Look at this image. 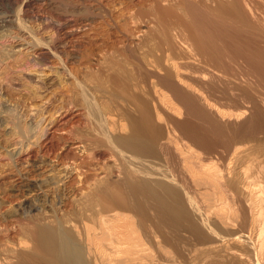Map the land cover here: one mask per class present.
<instances>
[{"label": "rangeland", "instance_id": "1", "mask_svg": "<svg viewBox=\"0 0 264 264\" xmlns=\"http://www.w3.org/2000/svg\"><path fill=\"white\" fill-rule=\"evenodd\" d=\"M23 2H24V0H22V1L18 0L17 2H14V3L12 1L8 2L7 0H0V54L1 53H4V54L8 53L7 55H9V54L11 55V59L8 58V59L2 60V58H0V123H1L0 124V264H67L66 259L70 258L69 252H68V256L67 255L64 256V253H63V251L60 250V247H57L58 249H55L54 251L46 252L39 246V243H38L36 236H35V230L38 227H45V228L51 229L54 232H60L61 236H62L63 249L71 250V246H72L74 251H77L78 249L81 250L82 255L84 257L83 258L84 263H86V264H95L96 262H97V264H117V263L118 264H142V263L143 264H148V263L149 264H153V263L154 264H172V263L173 264H177V263L178 264H197V263L198 264H201V263L213 264L214 262H215L214 264H221V263L225 264L223 262V261H225V258L229 257L227 260L230 259V256L227 254L226 246L229 247L230 244L242 245L241 244L242 242H238L236 240H234V241L228 240L227 239L228 236H225L226 239H224V238H222L223 237L222 234L220 236L214 235L212 233V229L216 228L218 231H220L223 228L224 231L225 230L227 231L228 229H229V231H235L236 229H234V228H237L239 221H237V220L235 221V224H237V225L234 224L235 226L230 225V224L229 225L222 224L223 222H221V221H223V216H219L217 214L220 213V215H225L224 211L228 212V210H226V209L223 210V208H226L227 206L225 205V203H222L221 200H220L221 204L218 203V201H219V200H217L218 197L215 200L216 202L213 200L216 203V205L214 202L213 203L211 202L212 197L214 196L213 199H215L216 195L211 194V193H213V192H211L212 189H209L210 187H208V186H206V187L201 186L203 190L200 187L196 191H190L189 192L190 193L189 196H191L192 193L196 194V195L191 196L193 198V200L195 199V201H197L195 203H199V204H195V206L193 204H191L192 202L194 203L192 198H191V200H192L191 203L187 202L186 199H180V203L182 205H184V209L188 210V212H190V215H192V217L191 216L189 217V214L187 215L185 213H181L182 216L177 218V220H179L180 222L183 223L180 225L181 230H180V228L174 229V230L171 228H167L168 231H167V229L166 230L162 229V231H161V228H159L156 225V221H155V218H154V215L152 212H149L148 213L149 215H147L148 219H151L150 223H152V226L149 223V221H148V223H147V221L142 223L141 215H139L140 217H138L139 213L128 211V212L133 213V214L132 213L129 214L126 210H118V213H120V211H121L120 214H122L123 217L121 216L116 220L115 219L110 220L111 222L113 221L112 223L108 220L107 221L105 220L103 222L102 216L105 217V219H107L106 216H109V213L107 215L105 213L103 214L104 211H102V213H100L101 210H99V209H102V206L109 205V200L107 199V197L105 199L106 201L108 200L107 204L105 203V201L103 202V200H104L105 196H108L111 194H113V195L117 194V192H119L123 188V186H122L123 184L121 185L120 183L124 182L123 181L124 179L128 182V181L132 180L135 177V175H138L139 176L138 179H137L138 176H136L135 177L136 179H133L134 181L132 180L127 185L129 187H133L132 185L137 184L139 179H143V178L144 179L145 178L146 179H156L158 176H159L158 178H160V177L162 178L165 176L164 178H162V180L166 181L168 179L166 182L171 184V182L173 181V183H172L173 185L177 186L179 184L177 187H179V186L181 187L180 183L176 181L177 170H176V172L174 171L176 169V165L172 162L170 164V162L165 159L163 161V163L165 162L164 165L162 164L163 166L158 165V162L156 163L155 161L148 162V163L143 162L144 164H146V166H147V164H150V165H148L146 169H145V167L143 169H141L143 167V166H141V165H143V163H140L141 165H139L138 162H140V161L137 162L138 163L137 164L138 166H137L136 165L137 160L135 161V160L131 159V163L135 161L134 163H132L134 165L131 167L132 164L128 161L127 157H123L120 155H119L120 156L119 157L118 154H116L114 152L115 153L114 156L116 158L115 157L112 158L113 152L111 150L113 148L110 150V144H108L109 142L107 143V141H108L107 139L104 140L103 136H102L103 137V139H102V137L100 138V135H98V134L95 135V133H93L94 135L90 134V136H89L88 131H87L88 130V118H87V116H85V115H88V114H86L87 111L86 112L83 111V110H85V109H83L84 107H80V106H76V105L74 106V104L71 103L69 100V95H70L69 83L73 84L75 82L74 77H73L74 76L73 65L68 64L67 68L70 69V67H71V72L73 71L72 72L73 75L68 74V76H67V74L64 73L65 71L63 72L64 67L62 64H60L61 62L59 60L52 58L49 60L50 62H48V64H45L42 66H41V64L40 65L32 64V62H30V58L32 57V55H30V54H32V51L35 48L34 47V44H35L34 39H32L33 37H30L31 34H29V32L27 30H24L19 23L21 22L22 24H24L27 27L28 30L32 31L34 34V37L40 39L41 43L43 42L44 44H49V42L54 37V35H53L54 31L47 24L49 21L55 20L56 18L61 19L62 20L61 22L65 24V28L63 29L62 32L63 33L67 32L69 34L67 36V39H66L67 40V48L66 49L71 53H75L79 57V65L81 67L90 66V68L92 70H96L98 68V65H101V64L103 65V62L106 61L105 59L109 55L115 54L114 56H117V54H120V51L123 50L125 45H129L131 47H134L133 44H136L137 42H138L137 44H140L141 43L140 41H142V39H143V35L147 32H151V33L155 32L153 34L154 35L156 34L157 39L161 38V37L163 38L164 35L166 37L169 36V38H168L169 39V46L171 47V49H168V45L166 46V45L160 44V46H163V47H160L161 51L159 49L158 50L159 52H158L156 49H154V47H155L154 45H156V43H158V40H156V38L154 40H151L149 43L147 42L148 43V44L146 43L147 45L146 44L143 46L141 45L142 48L139 47V48H141V50L139 49L137 51V55L139 58H141L142 64H144L143 67L145 69L148 68L149 71L151 69L150 72L156 71L158 75L160 74V76L166 78L168 81L170 80L172 83H174V85L179 87L185 94H188L191 97H192V95H194V97H192V98H195L194 99L195 103L201 108L202 111L204 110L203 111L204 114H206L210 119H212V121L214 122L215 125H217L218 127L219 126L221 127V128L219 127V129L222 130V132L225 134V135L224 134L223 135L226 138V140L227 141L229 140L227 142L228 145L226 146L227 148L223 147V149H222V147L215 145L216 143H219L218 142L219 137H214L213 135H210V133L207 134L206 132H205L206 133V135H205L204 131L200 130V129L204 130L203 128L199 129L196 127L197 124H199L198 120H196L197 123L195 122V119L192 118V120H191V118L189 116H186V113H184L185 110H182V113L179 116V114H177L175 112V109H173L175 106L173 107L171 105V102L166 100L167 95L168 94L171 95V93L168 90H166V88L163 89L164 87H160V86L154 87L153 85H155L154 84L155 79H150L154 82L153 83L152 81H149V80H148L149 83L147 82L148 83L147 85H149V87H151L150 91H152V86H153L154 87L153 89H155V88L160 89L162 92H164V95H165V97L162 101L159 100V98H157L156 96H154L155 101H158L159 103H157L155 101L150 103V105L152 103L158 104V106H159L158 111L160 108L161 112L160 111L159 112H160V115L163 119H161V121H159V123H157V124L158 125L160 124L159 126H161V129L163 126V129H162L163 132H165L166 130L171 132V134H172V132L173 133L176 132V133H174V135H175V138H177V137L179 138V139L177 138L178 139L177 141H179L178 143H180L182 147L187 146V148L185 147L187 150L190 147L193 151H195L194 154L200 156V158L203 159L202 160L203 163L205 162L204 163L205 165H211V164H208V162L209 163H213L214 161L215 162L217 161L216 163L219 162V166L221 165L220 168H222L224 170V175H226L225 178L228 179V183L230 185V188L233 190L234 193L236 192V194H234L232 192V197L234 196L233 197L234 199H237V198L240 199V198H245L244 196H246L245 195L246 193L244 191H242L243 189H241L242 188L241 176L244 177V176L248 175L249 172L253 173L252 171L255 170L254 166H256L255 163L258 162V160L264 161V126H263L264 116H262V115H264L263 114L264 113V0H39V1L36 0L35 3L33 4V6H31V10H29L30 8L27 9L26 13L24 12L25 8L22 7ZM187 2L191 5H193L192 8L194 9V13H195V16H196L198 22H201L204 26L207 27L208 31H211L213 40L218 47L217 50L214 51L213 48H210L211 45L207 41H202V42L208 43L206 46L202 43L203 48L199 44L197 37L194 36L195 33H193V31H191L192 28L189 25L190 20H191L190 19L191 16H190V18H188V17L190 14L192 15V13L190 11H187L188 10V5L186 6ZM13 4H14V6H13ZM83 7L85 9L88 8V10H90L89 12L91 13V11H92L93 13L90 14L88 12L87 14H85L84 11H82L84 9ZM182 7H184L185 9ZM186 7H187V10H186ZM163 8H165V13L162 14L163 16L165 15L164 16L165 18H163L164 20L162 19V17L160 18L161 15H159L160 14L159 12H162ZM76 10H78V11H76ZM79 10H80V12H82L83 15L81 13H79ZM178 10L180 11V13ZM67 11L69 12V14ZM4 12H7V13L1 14ZM188 12H190V14ZM135 15H137V17ZM144 15L146 16V18ZM155 15H157V16H155ZM133 17H135V19ZM155 17H157V18H155ZM20 18H21V21H20ZM158 18H160V19H158ZM112 20H113V22H112ZM187 21H189V23H187V25H186ZM130 22H132V23H130ZM183 22H185V23H183ZM167 23H168V25H166ZM128 24L130 25V27ZM145 24H146V26H145ZM150 26H151V28H150ZM159 26H162L161 29ZM187 26H190V27L188 28ZM76 27L77 28L80 27V28L76 31L75 30ZM163 28L166 31H164ZM173 28H175V29H173ZM48 29H50V30H48ZM124 29H125V31H124ZM38 30H39V32H38ZM126 30H127V33H126ZM170 30H171V32H170ZM186 30H188L189 32ZM163 31L166 32V34H164ZM168 34H170V35H168ZM171 34H173V35H171ZM184 34L186 37L183 36ZM182 37H184L185 39ZM188 37H190V38L188 39ZM178 38H180L181 40ZM192 40L196 43H194V42L192 43ZM172 42H173V45H172ZM124 43H126V44H124ZM153 43H154V45H153ZM174 43H176V44H174ZM188 43L189 44L192 43V45L191 44L189 45ZM151 45H153V46H151ZM176 46H177V49L175 48ZM162 48H164V49H162ZM198 48L200 49V50H198L200 53L197 51ZM143 49H145V50H143ZM148 49H151V52L152 51L153 52L149 53L150 51ZM116 50H117V52H116ZM170 50H171V52H173V53H171V55L169 53ZM179 50H180V52H179ZM145 51L148 53V55L146 54ZM194 51H195V54H194ZM178 52L181 54H179ZM162 53L164 55H162ZM150 54L153 57H150L151 56ZM158 55L163 56V57L160 56V57H162V59H160V57H159V59H158V61L160 60L159 63L157 61ZM194 55H196V56H194ZM198 55H200V56H198ZM206 58H207V60H206ZM154 60L157 63L154 62ZM169 61L171 62V64H169L170 63ZM194 62L195 63L197 62V64H195ZM198 62L200 64H198ZM216 62H217V64H216ZM159 64H160V66H158ZM182 64H184V65H182ZM212 64L214 67V71L212 69L213 68ZM218 64H219V66L217 67ZM226 64H227V66H226ZM43 66H45V67H43ZM129 66H128V68H130ZM159 67H161V68H159ZM182 67H183V69H182ZM232 67L234 68V70ZM155 68H156V70H155ZM167 70H168V72H166ZM191 71L194 73H192ZM234 71H236V73ZM156 72H154V73H156ZM179 72L181 75L179 74ZM216 72L217 73L219 72L218 73L219 75ZM223 72H225V73H223ZM238 72H239V74H238ZM194 74H195V76H194ZM223 74H225V75L223 76ZM237 74H238V76H237ZM168 75H170L171 77ZM70 76L73 79H71ZM204 78H206V79H204ZM180 79H181V81H179ZM211 80H213V81H211ZM215 80H217V81H215ZM187 81H188V83H187ZM206 81H209V82H206ZM248 82H249V84H248ZM215 84H216V86H215ZM201 85H202V87H201ZM195 87H196V89H195ZM212 87H213V89H212ZM233 87H234V90H233ZM215 91L217 92L216 94H215ZM239 91H240V93H239ZM166 92H167V94H166ZM245 92L247 93V96H246ZM227 93H229V94H227ZM152 94H153V92H152ZM225 94H227V95H225ZM236 94H238V95L236 96ZM244 94L246 97L244 96ZM225 96H227V97H225ZM229 96H230V98H229ZM211 97L212 98L214 97V98L212 99ZM248 97H250V98H248ZM154 98L152 96L153 100H154ZM171 98L174 99L172 96H171ZM225 98L227 99L228 102L225 101L226 100ZM243 99L244 100L248 99V101H245L246 102L245 103ZM206 100H208V101H206ZM101 101H103V100H101ZM160 101L163 103H161ZM164 101H165V103H164ZM173 101L175 103L174 105H178V106L182 107V109H184L182 104H180L178 100L174 99V100H172V102ZM231 101H232V104H231ZM199 102L203 103V104H200ZM255 102H256V104H255ZM249 103H250V105H249ZM223 105H224V107H223ZM245 107L248 110H246ZM254 108H255V110H254ZM230 109H231L232 113H231ZM233 109H234V111H233ZM262 109H263V111H262ZM220 110L221 111L223 110V111L221 112ZM241 110H243V111H241ZM225 111H227V112H225ZM206 112H208V113H206ZM218 112H220L221 114ZM229 112H230V115H229ZM234 112H236L237 114L240 112H244V113L241 115V117H236L235 116L236 113L234 114ZM163 113L167 116H165ZM253 113H254V115H253ZM258 113H261V114H258ZM246 114L249 117H247ZM176 116L179 117L180 119L177 118ZM213 116H216V117H213ZM165 117H168L167 118L168 120ZM257 117H260V118H257ZM171 118H173L174 121ZM188 118H190V119H188ZM169 119H171L172 121ZM241 119L244 123L241 121ZM255 119H256V122H255ZM109 120L111 121V123H113L112 119H109ZM109 120H108V122L110 124ZM220 120H222V121H220ZM184 121L186 124L184 123ZM160 122H162V124ZM181 122H183V123H181ZM192 122H193V124H192ZM194 122L196 124H194ZM248 123H251V125ZM253 123H254V125H253ZM244 124H247V125H244ZM261 125H262V127H261ZM165 126H166V128H165ZM244 126H246L247 128ZM251 126H253V127H251ZM194 127L198 129L199 133H198L197 129H195ZM222 127H223V129H222ZM242 127H243V129H242ZM193 129H194V131H193ZM224 129H226V130H224ZM116 131L112 135L124 134V132L122 133V131H119V132H116ZM185 131H187V133ZM169 132H165L166 134L164 133V135H168L167 133H169ZM117 133H119V134H117ZM196 133H198V134H196ZM79 135H80V137H79ZM82 136L83 137L85 136L86 138L85 137L83 138ZM87 136H88V138H87ZM98 136L100 138L99 139L100 142L98 140H95V138H94V137H96V139H97ZM184 136L186 137L185 139H184ZM198 137H199V139H198ZM189 140H191V141H189ZM208 140H211V141H208ZM103 141H104V143L102 144ZM184 141H186V142H184ZM94 142H96L97 147H96ZM105 142L107 143L108 146H106ZM183 142H184V144H183ZM210 142L214 143L215 147L213 144L210 147V144H211ZM207 143H209V144H207ZM104 144L106 147L104 146ZM230 147H231V149H230ZM95 148H96V150H95ZM85 150H87V151H85ZM107 151H108V153H107ZM111 152H112V154H111ZM204 152L207 154H205ZM252 153H253V155H252ZM93 154H94V156H93ZM244 155L247 158H245ZM258 155H260V156H258ZM202 157H204V158H202ZM222 157H223V159H220ZM114 158L115 159L118 158L119 161L121 160L120 161L121 163L120 162L117 163ZM124 159L125 160L127 159L126 160L127 165L131 164V165L127 166L128 168L126 166H124V165H126V163H124V161H125ZM250 159L251 160L253 159V160L251 161ZM92 160H93V162H92ZM255 160H257V161H255ZM229 161H230V163H229ZM246 161H248V162L246 163ZM36 163L40 164V166L35 167ZM155 163L157 164L158 167L161 166V167H163V169L169 168V170L170 169H172V170H170V172H168L169 171L168 169H165L164 171L162 168L158 169ZM31 164H33L34 166H32ZM159 164H161V163H159ZM167 164H168V166H167ZM245 164L246 165L248 164L250 166H248V165L246 166ZM117 165L120 166V168L123 167L122 168L123 171H121V169H119V167ZM151 165H152V167H153V165H154V167L156 166V168H157V170H155L156 173L155 172H153V173H154V175L156 174L157 177L153 176V175L152 176L147 175L148 177H146V176H144L145 173L141 174V171L144 169L147 170L148 168H151V171L156 169L154 167L152 168ZM165 165H166V167H164ZM174 165H175V167H174ZM129 168H132V169L135 168V169L132 170ZM114 169H116V170H114ZM128 169H129V171H128ZM138 169H139V171H138ZM136 170H137V172H136ZM158 170H160L161 173L160 172L158 173L157 172ZM63 171L68 172L69 175L64 180V183H63L64 185L62 184L63 185L62 186L63 187L62 188V195L60 196V198H57L54 186L50 185V184H45V183H43L44 184V186H43L42 182L45 181L46 179H48L49 176H50V178H55V180H57V178L60 177V175H62L64 173ZM121 172H125V173L123 174ZM164 172L166 175L164 174ZM242 172L245 174L243 175ZM246 172H248V173H246ZM129 173H131V174L129 175ZM126 174H128L129 177L131 176L130 177L131 179L129 177H126V176H128ZM159 174H161V176ZM141 175L143 176V178L140 177ZM170 175H171V177H169ZM167 176L169 178H166ZM154 177H156V178H154ZM172 177H173V179H172ZM120 178L123 180L121 181ZM170 178L172 181L170 180ZM118 179L121 182L118 181ZM135 180H137V181H135ZM98 181H100V182H98ZM101 181L108 182V184L112 183V181H114V183L118 181L119 185H121V186H119L118 182H117V184L116 183L115 184L119 186V187H117V188H119V190L117 189L118 191L116 190V186L114 185L113 187H115L114 188L115 192L112 189H110V190L108 189L107 190L108 192L106 194L103 193L105 196H103V194L102 195L100 194V199L97 198V201L99 200L98 203L96 201L93 202L95 205L98 204V205H96L97 206L96 207L95 205H93L90 202V198H91L90 193H93L91 191H94L96 187H98L97 189L101 188V186L103 188V186H104L103 183H105V182L102 183ZM97 182L99 184L102 183L103 185L100 184V186H99L97 184ZM127 182H126V184H127ZM114 183H112L110 185V187H108V188H113L111 186ZM23 184H28L30 186L31 185H34V186L37 185L36 189H38V194L40 196L39 200L41 198L42 199L40 201H37L34 203V205L32 207L33 209H31L30 212H26V213H22V214L19 213L20 216L18 214L16 216H12V213H11L12 208L18 206L22 202V200L25 198L24 195L27 194L21 189V186ZM94 184H97V185H94ZM105 184L107 185V183H105ZM39 186H41V187H39ZM134 187H136V186L134 185ZM206 188H208L209 191L206 190ZM200 191L202 193L203 192L204 193L202 194ZM109 192H111V194ZM122 192H123V189H122ZM122 192H120V194L118 193L117 195L121 196ZM238 192H240L239 197L237 196ZM200 193L202 194L204 199H206V200L211 199V200L207 202L206 200H204L201 197ZM206 194H208V195H206ZM209 195L212 196L210 199H209V197H210ZM184 197H185V195H184ZM206 197H208V198H206ZM200 199H202V200H200ZM198 200H200V201H198ZM240 200L244 201L243 199H240ZM101 202L105 203V204H102V206H100L99 203H101ZM209 202H211V203L208 204ZM200 203H202V204H200ZM206 204H208L210 207ZM212 204H214V205H212ZM90 205L93 207L91 208ZM190 205H191V207H190ZM202 205H204V206H202ZM205 205L207 207H209L210 209L212 207L216 206L217 212H214L213 209H215V208H212L211 211H213V212L211 213L210 209L207 208ZM219 205H221L220 207H223V208L218 209ZM223 205L226 207H224ZM204 207H206L209 211L206 208H205L206 209L205 210ZM234 207H235L234 210L235 211L237 210L235 213H236V215H238L240 212V211L238 212L239 208L236 205H234ZM89 208L92 210H89ZM236 208H238V209H236ZM246 209H247V207H246ZM93 211L99 212L98 213L99 215H97V213L96 212L94 213ZM122 211H126V212L122 213ZM218 211H220V212L218 213ZM77 212H78V214H77ZM116 212H117V210H116ZM191 212H193V213H191ZM209 212L211 214H213L214 216H216V218L218 219V222L221 223L223 225V227L221 226V224L216 223L217 220H214L216 218H214L213 215H212V217H210L211 214H209ZM221 212H223L224 214H221ZM23 214H24V216H22ZM25 214L26 215L28 214V215L26 216ZM84 214H86V216ZM88 214H90V215H88ZM127 214H129V215H127ZM110 215H111V213H110ZM124 215H125V217H124ZM194 215H195V217H197V216L198 217L195 218ZM88 216L90 218H87ZM149 216H151V217H149ZM218 217H221V218H218ZM235 217H237V216H235ZM191 218H193V219H191ZM207 218L210 219V222H212V224L209 222V220ZM211 218H212V220H211ZM88 219H90V220H88ZM219 219H221V220H219ZM234 219H238V218H234ZM85 220L87 222H85ZM152 220H154V221H152ZM183 220H188L190 222V224L200 223L198 225L195 224V227L199 226L201 230L206 232V233L205 232L204 233L207 236L209 235L211 240H208L207 238H205L207 240L204 241V243H201V240L195 239L196 234L193 235V231H192V228L194 229L195 227H193V225H188L189 228L186 227L187 223L183 222ZM191 220H193L192 221L193 223H191ZM173 221H175L174 218H173ZM213 221L216 224L213 223ZM105 222L108 224H105ZM132 222H133V224H131ZM125 223H126V225H125ZM139 223H142V224L139 225ZM146 223L148 224L149 227L152 228V229L150 228L151 230L147 229L148 226L146 227V225H147ZM90 224L94 225V226H91ZM142 225H145V226H142ZM211 225H218L219 227L218 226L213 227ZM104 226H105V228H104ZM224 226H226V227H224ZM227 226L230 227L231 230H230V228H227ZM190 227H191V229H190ZM111 228L112 229L114 228L113 229L114 231ZM224 228H227V229H224ZM133 229L135 232L133 231ZM169 229H171V231H169ZM216 229H214V230L217 231ZM190 231H191V233H190ZM171 232L173 235H171ZM174 232H176V233H174ZM147 233H148V235H147ZM165 233L170 234V235L166 234L167 236L169 235V238L167 236L165 237V235H164ZM99 234H101V235H99ZM134 234H136V235H134ZM108 235L110 238L108 237ZM112 236L114 238H112ZM120 236H122V237H120ZM170 236H172V237H170ZM193 236H194L195 240L193 239ZM164 237L166 239H164ZM217 237H220L219 238L220 240ZM215 238L218 240H216ZM114 239H115V241H114ZM150 239H151V241H150ZM87 240H89V241H87ZM162 240H163V243H162ZM103 241H104V243H103ZM126 241H127V243H126ZM165 241L167 243H165ZM212 241H214V242H212ZM106 242H110V244H111V242H113V245L111 244V246H114V247H111L110 244L106 243ZM198 243H200V244H198ZM235 243H237V244H235ZM82 245H84L83 250H82ZM131 245L134 246L135 248L132 247ZM165 245H166V247H165ZM162 246H164V247L162 248ZM217 246H219V247H217ZM207 247H208V249H207ZM212 247H214V248L212 249ZM223 247L226 249V252H223V251H225V249ZM105 248H107V249H105ZM93 249H94V251H93ZM111 249H112V252H111ZM146 249H148V250H146ZM200 249L204 253H202ZM211 249H212V251H211ZM186 250H187V252H186ZM133 251H134V253H133ZM122 252L125 255H123ZM179 252H181V253H179ZM119 253L121 256L119 255ZM139 254H141V255H139ZM149 254H151V255H149ZM225 254L228 257H226ZM201 256H203V257H201ZM236 256L237 255H234L235 260L237 259ZM94 258H96V259H94ZM132 258H134V259H132ZM148 258H150V259H148ZM213 258H216V259H213ZM217 258H219L220 260L222 258L223 259V260H221L222 262L220 260L218 261ZM191 259H193V261ZM206 259H207V262H205ZM104 260H105V262H104ZM195 260H197V263ZM150 261H152L153 263ZM90 262H92V263H90ZM218 262H220V263H218Z\"/></svg>", "mask_w": 264, "mask_h": 264}, {"label": "bare ground", "instance_id": "2", "mask_svg": "<svg viewBox=\"0 0 264 264\" xmlns=\"http://www.w3.org/2000/svg\"><path fill=\"white\" fill-rule=\"evenodd\" d=\"M8 2L10 1H12L13 3L14 2H17L18 0H7ZM22 1V0H21ZM35 1L36 0H24V2H23V5H22V7H24L25 8V10H24V12L26 13L27 12V9H29V10H31V6H33V4L35 3ZM37 1H39V0H37ZM10 4V3H9ZM12 4V3H11ZM42 4V3H41ZM88 4V3H87ZM95 4V3H94ZM16 5V4H15ZM21 5V4H20ZM61 5V4H60ZM188 5V10H187V7H186V10L187 11H190L191 13H192V15L190 14V12H188L190 15H189V17L188 18H190V16H191V20H190V23H189V21H187L186 22V25H187V23H189V25L191 26V28H192V30L191 31H193V33H195V37H197V40H198V42H199V44L201 45V47L203 48V45H202V43L206 46L208 43H205V42H202V41H207V42H209V44L211 45L210 46V48H213V50L215 51V50H217L218 49V47H217V45L215 44V42H214V40H213V37H212V34H211V31H208V29H207V27L206 26H204L201 22H198V20H197V18H196V16H195V13H194V9L192 8V6L193 5H191V4H189L188 2L186 3V6ZM13 6H14V4H13ZM85 6V5H84ZM87 6V5H86ZM99 6V5H98ZM18 7V6H17ZM21 7V8H22ZM88 7V6H87ZM95 7V6H94ZM2 8V7H1ZM4 8V7H3ZM15 8V7H14ZM71 8V7H70ZM84 8V7H83ZM89 8V7H88ZM88 8H84L82 11H84V13L85 14H87L90 10H88ZM182 8H184V7H182ZM12 9V8H11ZM69 9V8H68ZM74 9V8H73ZM72 9V10H73ZM185 9V8H184ZM49 10V9H48ZM66 10V9H65ZM133 10V9H132ZM185 10V11H186ZM21 11V10H20ZM70 11V10H69ZM76 11H78V10H76ZM130 11V10H129ZM179 11V10H178ZM15 12V11H14ZM30 12V11H29ZM68 12V11H67ZM72 12V11H71ZM5 13H7V12H4V13H1V14H5ZM75 13V12H74ZM73 13V14H74ZM79 13H81L82 14V12H80V10H79ZM90 13V12H89ZM91 13H93L92 11H91ZM90 13V14H91ZM96 13V12H95ZM160 14L159 15H161L160 16V18L162 17V19L163 18H165L162 14H164L165 13V8H163V10H162V12H159ZM179 13H180V11H179ZM184 13V12H183ZM182 13V14H183ZM38 14V13H37ZM68 14H69V12H68ZM71 14V13H70ZM99 14V13H98ZM157 14V13H156ZM17 15V14H16ZM83 15V14H82ZM89 15V14H88ZM87 15V16H88ZM181 15V14H180ZM2 16V15H1ZM74 16V15H73ZM95 16V15H94ZM136 17H137V15H135ZM145 16V15H144ZM155 16H157V15H155ZM3 17V16H2ZM99 17V16H98ZM106 17V16H105ZM108 17V16H107ZM151 17V16H150ZM180 17V16H179ZM185 17V16H184ZM47 18V17H46ZM50 18V17H49ZM130 18V17H129ZM134 19H135V17H133ZM145 18H146V16H145ZM155 18H157V17H155ZM154 18V19H155ZM160 18H158V19H160ZM186 18V17H185ZM131 19V18H130ZM139 19V18H138ZM181 19V18H180ZM187 19V18H186ZM29 20V19H28ZM65 20V19H64ZM156 20V19H155ZM164 20V19H163ZM170 20V19H169ZM188 20V19H187ZM17 21V20H16ZM20 21H21V18H20ZM62 20L61 19H59V18H56L55 20H51V21H49L48 22V26H50L51 27V29L54 31L53 32V35H54V37H53V39L49 42V44H44L43 42L41 43L40 42V39H38V38H35L34 37V34H33V32L32 31H30V30H28L27 29V27L24 25V24H22L21 22L19 23L20 25H21V27L24 29V30H27L28 32H29V34H31V36L30 37H33L32 39H34V49H33V51H32V54H30V55H32V57L30 58V62H32V64H36V65H40L41 64V66L42 65H45V64H48V62H50L49 60L50 59H56V60H59L61 63L60 64H62L63 65V67H64V69H63V72L64 73H66L67 74V76H68V74L69 75H73V71H74V83L72 84V83H69V91H70V95H69V100H70V102L71 103H73L74 104V106L76 105V106H80V107H84L83 109H85V110H83V111H87V113L86 114H88V115H85V116H87V118H88V134H89V136H90V134H93V133H95V135H100V138L103 136L104 137V140H108L107 141V143L108 144H110V150L113 152V154H112V152H111V154L113 155L112 156V158L113 157H115L114 156V154L116 153V154H118V156L120 155V156H123V157H127V159H128V161L131 163V159H133V160H137L136 161V165L139 163V165H141L140 163H148V162H152V161H155L156 163L158 162V165H164V163H163V161L166 159V160H168L169 162H170V164H171V162L172 163H174L175 165H176V169L174 168L175 167V165H174V171L176 172V170H177V177H176V181L177 182H179L180 183V185H181V187L179 188V187H177L176 185H173L172 183H173V181L171 180V178H170V180L172 181L171 182V184L170 183H168V182H166V181H164V180H162V178H164V177H160V178H158L157 177V175L155 174L154 175V173L153 172H155V170H157V168L159 169H163V167H158L157 166V164H156V166H157V168H156V166L154 167V165H153V167L154 168H156V169H154L153 171H151V168H148L147 170H145L146 168H147V166L148 165H150V164H147V166H146V164H144L143 163V165H141V166H143L141 169H143L144 167H145V169L144 170H142L141 171V174H143V173H145L144 174V176H146V177H148V176H156V177H154V178H156V179H144L143 178V176L141 175L140 177H142L143 179H139V181H138V183L137 184H134L136 187H134V185H132L133 187H129V186H127L128 185V183L129 182H131L133 179H136L135 177L136 176H138V175H135V177L132 179V180H130V181H126L123 177V179H121L120 178V180L122 181H124V182H121L119 179H118V181H120L121 183V185L123 186V192H122V189L119 191V192H117V194L119 193L120 194V192H122V194H121V196L119 195H117V194H111V192H109L111 195H108V196H105L103 193H107L108 191V189L110 190V189H112V190H114V192H115V187H113L114 185L116 186V190L118 189L119 190V188H117V187H119V186H121V185H119V182H118V185H116L117 184V182H115L114 183V181H112V183H114L111 187H113V188H108V187H110V185L112 184V183H110V184H108V182H105V181H101L102 183L103 182H105V183H107V185L105 184V183H103L104 184V186H103V188H102V186H101V188H99V189H97L98 187H96L95 188V190L94 191H91V192H93V193H90V202L93 204V205H95L93 202L94 201H96L97 203H98V201H97V198H99L100 199V194L102 195L103 194V196H105V198H104V200H103V202L105 201V203L107 204V201L109 200V205H104V206H102V204H105V203H99V205L100 206H102V209H99V210H101V212L100 213H102V211H104L103 212V214L105 213L106 215L109 213V216H106V218L107 219H105V217H103L102 216V218H103V222L106 220H108V221H110V220H116V219H118L119 217H123V215L122 214H120L121 213V211H120V213H118V210H126L127 212L128 211H132V212H135V213H139L138 214V217H140L139 215H141V221H142V223H144L145 221H147V223H148V221H149V223H150V221H151V219H148V217H147V215H149L148 213L149 212H152L153 213V215H154V218H155V221H156V225L159 227V228H161V231H162V229L164 230H166L167 228H171V229H178V228H180L181 226V224H183L182 222H180L179 220H177V218H179L180 216H182V214L181 213H185V214H189V217L191 216L192 217V215H190V212H188V210H186V209H184V205H182L181 203H180V199H186L187 200V202H190L191 203V201L193 200V198L191 197L192 195H196V194H193L192 193V195L191 196H189L190 195V191H196V190H198L201 186L202 187H206V186H208V187H210L209 189H212L211 190V192H213V193H211V194H215L216 195V197H215V199H213V197L212 196H210L209 197V199L212 197V203L216 200V198H217V200H219L218 201V203H220V200L222 201V203H225V205L227 206H224V207H226V208H223V207H220L221 205H219L218 207V209H222L223 208V210L224 209H226V210H228V212L227 211H224L225 212V215H220V211H218V213L219 214H217V215H219V216H223V221H221V222H223L222 224H224V225H233V226H235V225H237V224H235V221L237 220V221H239V223H238V225H237V228H234V229H236L235 231H229V229L226 231H224L223 230V228H222V230H220V231H218L216 228H211L212 229V233L214 234V235H217V236H220L221 234H222V238H224V239H226L225 238V236H228V240H236V241H238V242H242L241 244L242 245H234V244H230V246L228 247V246H226V249H227V254L230 256V259L229 260H227L229 257L226 255V257H228V258H225V261H223L225 264H264V161H259L258 160V162H256L255 164H256V166H254L255 167V170L254 171H252L253 173H250L249 172V176L248 175H246V176H244V177H242L241 176V180H242V188L241 189H243L242 191H244L246 194V196H244L245 198H240V199H243L244 201H242V200H240L239 198H237V199H234L233 197H232V192H233V190L230 188V185H229V183H228V179H226L225 178V176L226 175H224V170L222 169V168H220V166H219V162L218 163H216L215 161L213 162V163H209L208 162V164H211V165H205L204 163H203V159H201L200 158V156H198V155H195L194 153H195V151H193L190 147L188 148V150L186 149L187 148V146H185V147H182L181 146V144L180 143H178L179 141H177L178 139L177 138H175V135H174V133H176V132H172V134H171V132H169V131H165V132H169V133H167L168 135H164V133L165 132H163L162 131V129H163V126H162V129H161V126H159L157 123H159V121H161V119H163L162 117H161V115H160V108H159V111H158V104H151L150 105V103L151 102H154L155 101V98H154V96H156L157 98H159V100H163L164 99V97H165V95H164V92H162L160 89H153L154 87H157V86H160V87H164L163 89H165L166 88V90H168L170 93H171V95L170 94H168L167 95V99L166 100H168V101H170L171 102V105L174 107H172L173 109H175V112L177 113V114H179V116L181 115V113H182V110H185V112L184 113H186V116H189L190 118H191V120H192V118L193 119H195V122H196V120H198V122H199V124H197V128H203L204 130H202V129H200L201 131H204V133L206 132L207 134L208 133H210V135H213L214 137H219V140H218V142L219 143H216L215 145H218V146H220V147H222V149H223V147H226L227 145H228V141L226 140V138L224 137V133L222 132V130H220L219 129V127L217 126V125H215L214 124V122L212 121V119H210L206 114H204V110L203 111H201L199 108H198V106L193 102V100H191V98H189V97H185V93H183V91H181V89L179 88V87H177L176 85H174V83H172L170 80L168 81L166 78H164V77H162V76H160V74L158 75L157 74V72L156 71H152V72H150L151 71V69H150V71H149V69L148 68H144L143 67V65L144 64H142V61H141V58H139L138 57V55H137V51L140 49L141 50V45L143 46V45H145L147 42L149 43L151 40H154L155 38H156V40H158V43H156V45H154V43H153V45L155 46L154 47V49H156L157 51L160 49V47H163V46H160V44H163V45H168V49H171V47L169 46V36H163L162 34V36H163V38L161 37V38H158L157 39V37H156V34L154 35L153 33H155V32H153V33H151V32H147V33H145L144 35H143V39H142V41H140L141 43L140 44H133L134 45V47H131V46H129V45H125L124 46V48H123V50L122 51H120V54H117V56H114L113 54H111V55H109L108 57H106V61L105 62H103V65L101 64V65H98V68L96 69V70H92L91 68H90V66H84V67H81L80 65H79V57L75 54V53H71V52H69L66 48H67V36L69 35L67 32H62L63 31V29L65 28V24L64 23H62L61 22ZM90 21V20H89ZM136 21V20H135ZM162 21V20H161ZM166 21V20H165ZM11 22V21H10ZM19 22V21H18ZM83 22V21H82ZM112 22H113V20H112ZM145 22V21H144ZM29 23V22H28ZM35 23V22H34ZM66 23V22H65ZM130 23H132V22H130ZM129 23V24H130ZM161 23V22H160ZM164 23V22H163ZM174 23V22H173ZM177 23V22H176ZM175 23V24H176ZM179 23V22H178ZM183 23H185V22H183ZM18 24V25H19ZM32 24V23H31ZM128 24V25H129ZM171 24V23H170ZM4 25V24H3ZM17 25V26H18ZM19 25V26H20ZM81 25V24H80ZM116 25V24H115ZM133 25V24H132ZM162 25V24H161ZM166 25H168V23L166 24ZM172 25V24H171ZM174 25V24H173ZM112 26V25H111ZM141 26V25H140ZM145 26H146V24H145ZM180 26V25H179ZM190 26H187L188 28L190 27ZM47 27V26H46ZM82 27V26H81ZM116 27V26H115ZM124 27V26H123ZM129 27H130V25H129ZM156 27V26H155ZM158 27V26H157ZM160 27V29H161V27L162 26H159ZM164 27V26H163ZM167 27V26H166ZM43 28V27H42ZM48 28V27H47ZM80 28V27H79ZM79 28H77L76 27V31L79 29ZM132 28V27H131ZM150 28H151V26H150ZM176 28V27H175ZM175 28H173V29H175ZM123 29V28H122ZM164 29V28H163ZM20 30V29H19ZM23 30V31H24ZM48 30H50V29H48ZM121 30V29H120ZM132 30V29H131ZM157 30V29H156ZM169 30V29H168ZM22 31V30H21ZM123 31V30H122ZM124 31H125V29H124ZM149 31V30H148ZM160 31V30H159ZM164 31H166L165 29H164ZM163 31V32H164ZM186 31H188V30H186ZM185 31V32H186ZM38 32H39V30H38ZM52 32V31H51ZM63 34H62V33ZM168 32V31H167ZM170 32H171V30H170ZM189 32V31H188ZM126 33H127V30H126ZM157 33V32H156ZM161 33V32H160ZM159 33V34H160ZM169 33V32H168ZM187 33V32H186ZM164 34H166V32H164ZM183 34V33H182ZM168 35H170V34H168ZM171 35H173V34H171ZM180 35V34H179ZM187 35V34H186ZM52 36V35H51ZM139 36V35H138ZM183 36H185V34L183 35ZM49 37V36H48ZM124 37V36H123ZM172 37V36H171ZM186 37V36H185ZM15 38V37H14ZM131 38V37H130ZM142 38V37H141ZM182 38H184V37H182ZM190 37H188V39H189ZM192 38V37H191ZM30 39V38H29ZM51 39V38H50ZM129 39V38H128ZM176 39V38H175ZM178 39H180V38H178ZM177 39V40H178ZM185 39V38H184ZM193 39V38H192ZM196 39V38H195ZM132 40V39H131ZM171 40V39H170ZM174 40V39H173ZM181 40V39H180ZM30 41V40H29ZM123 41V40H122ZM172 41V40H171ZM187 41V40H186ZM129 42V41H128ZM132 42V41H131ZM157 42V41H156ZM177 42V41H176ZM180 42V41H179ZM184 42V41H183ZM194 41L192 40V43H193ZM32 43V42H31ZM147 43V44H148ZM185 43V42H184ZM192 43H190L191 45H192ZM194 43H196V42H194ZM124 44H126V43H124ZM146 44V45H147ZM174 44H176V43H174ZM189 44V43H188ZM189 44V45H190ZM123 45V44H122ZM132 45V44H131ZM150 45V44H149ZM153 45H151V46H153ZM172 45H173V42H172ZM187 45V44H186ZM194 45V44H193ZM181 46V45H180ZM195 46V45H194ZM199 46V45H198ZM139 47H141V48H139ZM174 47V46H173ZM193 47V46H192ZM122 48V47H121ZM147 48V47H146ZM151 48V47H150ZM176 49H177V46L175 47ZM179 48V47H178ZM182 48V47H181ZM197 48V47H196ZM201 48V49H202ZM152 49V48H151ZM151 49H148L149 51V53H152L151 52ZM153 49V50H154ZM162 49H164V48H162ZM184 49V48H183ZM32 50V49H31ZM143 50H145V49H143ZM189 50V49H188ZM195 50V49H194ZM198 50H200L199 48L197 49V51ZM13 51V50H12ZM160 51H161V49H160ZM163 51V50H162ZM193 51V50H192ZM191 51V52H192ZM11 52V51H10ZM116 52H117V50H116ZM146 52V51H145ZM156 52V51H155ZM159 52V51H158ZM165 52V51H164ZM169 52V51H168ZM179 52H180V50H179ZM178 52V53H179ZM190 52V51H189ZM199 52V51H198ZM197 52V53H198ZM139 53V52H138ZM170 55H171V53H173V52H171V50H170ZM168 53V54H169ZM196 53V54H197ZM200 53V52H199ZM198 53V54H199ZM8 54V53H7ZM7 54H4V53H1L0 54V58H2V60L3 59H8V58H10L11 59V55L9 54V55H7ZM12 54V53H11ZM109 54V53H108ZM140 54V53H139ZM143 54V53H142ZM146 54L148 55V53L146 52ZM145 54V55H146ZM155 54V53H154ZM161 54V53H160ZM179 54H181V53H179ZM194 54H195V51H194ZM144 55V56H145ZM146 55V56H147ZM151 55V54H150ZM162 55H164L163 53H162ZM162 55H158L157 56V61H158V59H159V57L160 56H162ZM173 55V54H172ZM178 55V54H177ZM192 55V54H191ZM201 55V54H200ZM200 55H198V56H200ZM141 56V55H140ZM143 56V55H142ZM181 56V55H180ZM194 56H196V55H194ZM29 57V56H28ZM105 57V56H104ZM150 57H153L152 55L150 56ZM163 57V56H162ZM162 57H160V59H162ZM165 57V56H164ZM173 57V56H172ZM171 57V58H172ZM175 57V56H174ZM179 57V56H178ZM166 58V57H165ZM193 58V57H192ZM200 58V57H199ZM203 58V57H202ZM29 59V58H28ZM164 59V58H163ZM15 60V59H14ZM168 60V59H167ZM176 60V59H175ZM191 60V59H190ZM204 60V59H203ZM206 60H207V58H206ZM134 61V62H133ZM145 61V60H144ZM162 61V60H161ZM198 61V60H197ZM201 61V60H200ZM209 61V60H208ZM136 62V63H135ZM154 62H156L155 60H154ZM160 62V60L158 61V63ZM163 62V61H162ZM170 62V61H169ZM211 62V61H210ZM219 62V61H218ZM225 62V61H224ZM146 63V62H145ZM157 63V62H156ZM179 63V62H178ZM184 63V62H183ZM187 63V62H186ZM195 63V62H194ZM223 63V62H222ZM221 63V64H222ZM68 64H72L73 65V71L71 72V67H70V69H68L67 67H68ZM166 64V63H165ZM169 64H171V62L169 63ZM190 64V63H189ZM195 64H197V62L195 63ZM198 64H200L199 62H198ZM203 64V63H202ZM207 64V63H206ZM205 64V65H206ZM210 64V63H209ZM208 64V65H209ZM216 64H217V62H216ZM130 65V66H129ZM153 65V64H152ZM157 65V64H156ZM155 65V66H156ZM173 65V64H172ZM175 65V64H174ZM182 65H184V64H182ZM204 65V66H205ZM128 66L130 67V68H128ZM158 66H160V64L158 65ZM157 66V67H158ZM162 66V65H161ZM166 66V65H165ZM191 66V65H190ZM198 66V65H197ZM196 66V67H197ZM211 66V65H210ZM219 66V64L217 65V67ZM226 66H227V64H226ZM35 67V66H34ZM43 67H45V66H43ZM156 67V68H157ZM209 67V66H208ZM212 67H213V64H212ZM221 67V66H220ZM153 68V67H152ZM156 68H155V70H156ZM159 68H161V67H159ZM170 68V67H169ZM180 68V67H179ZM223 68V67H222ZM231 68V67H230ZM233 68V67H232ZM148 69V70H147ZM158 69V68H157ZM182 69H183V67H182ZM204 69V68H203ZM213 69V71H214V67L212 68ZM221 69V68H220ZM224 69V68H223ZM170 70V69H169ZM180 70V69H179ZM189 70V69H188ZM187 70V71H188ZM199 70V69H198ZM233 70H234V68H233ZM236 70V69H235ZM160 71V70H159ZM172 71V70H171ZM170 71V72H171ZM197 71V70H196ZM154 72H156V73H154ZM166 72H168V70L166 71ZM175 72V71H174ZM192 72V71H191ZM203 72V71H202ZM201 72V73H202ZM230 72V71H229ZM235 73H236V71H234ZM165 73V72H164ZM192 73H194V72H192ZM196 73V72H195ZM207 73V72H206ZM217 73V72H216ZM219 73V72H218ZM217 73V74H218ZM223 73H225V72H223ZM232 73V72H231ZM230 73V74H231ZM241 73V72H240ZM178 74V73H177ZM179 74H180V72H179ZM204 74V73H203ZM214 74V73H213ZM229 74V75H230ZM238 74H239V72H238ZM238 74H237V76H238ZM242 74V73H241ZM175 75V74H174ZM181 75V74H180ZM200 75V74H199ZM210 75V74H209ZM219 75V74H218ZM225 74H223V76H224ZM232 75V74H231ZM234 75V74H233ZM168 76H170V75H168ZM194 76H195V74H194ZM171 77V76H170ZM180 77V76H179ZM213 77V76H212ZM211 77V78H212ZM221 77V76H220ZM240 77V76H239ZM69 78V77H68ZM70 78H71V76H70ZM177 78V77H176ZM195 78V77H194ZM207 78V77H206ZM206 78H204V79H206ZM215 78V77H214ZM71 79H73V78H71ZM150 79H155V83L152 81V80H150ZM173 79V78H172ZM193 79V78H192ZM201 79V78H200ZM213 79V78H212ZM217 79V78H216ZM225 79V78H224ZM228 79V78H227ZM238 79V78H237ZM242 79V78H241ZM148 80L149 81H152L155 85H153L152 86V91H150V88L151 87H149V85H147L149 82H148ZM189 80V79H188ZM209 80V79H208ZM234 80V79H233ZM236 80V79H235ZM179 81H181V79L179 80ZM190 81V80H189ZM211 81H213V80H211ZM215 81H217V80H215ZM61 82V81H60ZM148 82V83H147ZM184 82V81H183ZM206 82H209V81H206ZM228 82V81H227ZM187 83H188V81H187ZM198 83V82H197ZM196 83V84H197ZM71 84V85H70ZM200 84V83H199ZM209 84V83H208ZM248 84H249V82H248ZM151 85V84H150ZM213 85V84H212ZM68 86V85H67ZM191 86V85H190ZM215 86H216V84H215ZM221 86V85H220ZM201 87H202V85H201ZM226 87V86H225ZM208 88V87H207ZM223 88V87H222ZM195 89H196V87H195ZM212 89H213V87H212ZM220 89V88H219ZM218 89V90H219ZM230 89V88H229ZM228 89V90H229ZM233 90H234V87H233ZM68 91V90H67ZM208 91V90H207ZM214 91V90H213ZM238 91V90H237ZM152 92H153V94H152ZM223 92V91H222ZM228 92V91H227ZM234 92V91H233ZM198 93V92H197ZM201 93V92H200ZM217 92L215 91V94H216ZM225 93V92H224ZM232 93V92H231ZM236 93V92H235ZM239 93H240V91H239ZM246 93V92H245ZM166 94H167V92H166ZM210 94V93H209ZM227 94H229V93H227ZM227 94H225V95H227ZM188 95V94H187ZM201 95V94H200ZM231 95V94H230ZM238 94H236V96H237ZM240 95V94H239ZM152 96H153V98H154V100L152 99ZM171 96L174 98V99H176V100H178L179 101V103L180 104H182V106H183V108L184 109H182V107H180V106H178V105H174L175 103H174V101L172 102V100H174V99H172L171 98ZM198 96V95H197ZM211 96V95H210ZM213 96V95H212ZM222 96V95H221ZM244 96H245V94H244ZM246 96H247V93H246ZM245 96V97H246ZM192 97H194V95H192ZM219 97V96H218ZM225 97H227V96H225ZM212 98V97H211ZM210 98V99H211ZM214 98V97H213ZM212 98V99H213ZM229 98H230V96H229ZM241 98V97H240ZM248 98H250V97H248ZM193 99H195V98H193ZM197 99V98H196ZM226 99V98H225ZM242 99V98H241ZM240 99V100H241ZM245 99V98H244ZM243 99V100H244ZM101 100H103V101H101ZM105 100V101H104ZM157 100V99H156ZM165 100V101H166ZM200 100V99H199ZM209 100V99H208ZM208 100H206V101H208ZM221 100V99H220ZM231 100V99H230ZM234 100V99H233ZM232 100V101H233ZM250 100V99H249ZM160 101V102H161ZM165 101H164V103H165ZM195 101V100H194ZM210 101V100H209ZM217 101V100H216ZM223 101V100H222ZM226 102H228L227 101V99L225 100ZM232 101H231V104H232ZM236 101V100H235ZM238 101V100H237ZM245 101H248V99H246V100H244V102ZM155 102H157V103H159L158 101H155ZM254 102V101H253ZM161 103H163V102H161ZM177 103V102H176ZM200 103V102H199ZM209 103V102H208ZM224 103V102H223ZM234 103V102H233ZM242 103V102H241ZM246 103V102H245ZM168 104V103H167ZM166 104V105H167ZM200 104H203V103H200ZM210 104V103H209ZM219 104V103H218ZM255 104H256V102H255ZM215 105V104H214ZM240 105V104H239ZM244 105V104H243ZM249 105H250V103H249ZM254 105V104H253ZM165 106V105H164ZM217 106V105H216ZM229 106V105H228ZM232 106V105H231ZM242 106V105H241ZM240 106V107H241ZM246 106V105H245ZM202 107V106H201ZM223 107H224V105H223ZM251 107V106H250ZM256 107V106H255ZM220 108V107H219ZM229 108V107H228ZM233 108V107H232ZM238 108V107H237ZM205 109V108H204ZM245 109H246V107H245ZM257 109V108H256ZM219 110V109H218ZM246 110H248V109H246ZM254 110H255V108H254ZM215 111V110H214ZM221 111V110H220ZM223 111V110H222ZM221 111V112H222ZM230 111H231V109H230ZM233 111H234V109H233ZM241 111H243V110H241ZM262 111H263V109H262ZM213 112V111H212ZM225 112H227V111H225ZM246 112V111H245ZM255 112V111H254ZM206 113H208V112H206ZM218 113H220V112H218ZM231 113H232V111H231ZM236 112H234V114H235ZM244 112H240V113H236V117H241V115L243 114ZM250 113V112H249ZM263 113V112H262ZM164 114V113H163ZM217 114V113H216ZM221 114V113H220ZM223 114V113H222ZM233 114V115H234ZM257 114V113H256ZM255 114V115H256ZM258 114H261V113H258ZM264 114V113H263ZM165 115V114H164ZM229 115H230V112H229ZM247 115V114H246ZM252 115V114H251ZM253 115H254V113H253ZM252 115V116H253ZM163 116V115H162ZM165 116H167V115H165ZM226 116V115H225ZM251 116V117H252ZM259 116V115H258ZM262 116H264V115H262ZM177 117V116H176ZM184 117V116H183ZM213 117H216V116H213ZM219 117V116H218ZM230 117V116H229ZM247 117H249L248 115H247ZM256 117V116H255ZM3 118V117H2ZM166 119L168 118V117H165ZM177 118H179V117H177ZM186 118V117H185ZM190 118H188V119H190ZM212 118V117H211ZM222 118V117H221ZM254 118V117H253ZM252 118V119H253ZM257 118H260V117H257ZM109 119H112L113 120V123H111V121L109 120ZM172 120H173V118H171ZM171 119H169V120H171ZM180 119V118H179ZM184 119V118H183ZM215 119V118H214ZM213 119V120H214ZM218 119V118H217ZM216 119V120H217ZM220 119V118H219ZM225 119V118H224ZM247 119V118H246ZM108 120L110 121V124H109V122H108ZM168 120V119H167ZM171 120V121H172ZM187 120V119H186ZM240 120V119H239ZM250 120V119H249ZM248 120V121H249ZM259 120V119H258ZM262 120V119H261ZM174 121V120H173ZM181 121V120H180ZM220 121H222V120H220ZM229 121V120H228ZM232 121V120H231ZM241 121H242V119H241ZM194 122V124H196ZM217 122V121H216ZM236 122V121H235ZM243 122V121H242ZM254 122V121H253ZM255 122H256V119H255ZM161 124H162V122H160ZM169 123V122H168ZM172 123V122H171ZM180 123V122H179ZM181 123H183V122H181ZM184 123H185V121H184ZM237 123V122H236ZM240 123V122H239ZM244 123V122H243ZM1 124V123H0ZM186 124V123H185ZM190 124V123H189ZM192 124H193V122H192ZM191 124V125H192ZM219 124V123H218ZM226 124V123H225ZM235 124V123H234ZM248 124H250L251 125V123H248ZM259 124V123H258ZM167 125V124H166ZM244 125H247V124H244ZM253 125H254V123H253ZM224 126V125H223ZM256 126V125H255ZM263 126H264V124H263ZM174 127V126H173ZM226 127V126H225ZM244 127H246V126H244ZM251 127H253V126H251ZM261 127H262V125H261ZM165 128H166V126H165ZM195 128V127H194ZM197 128H195V129H197ZM221 128V127H220ZM247 128V127H246ZM173 129V128H172ZM222 129H223V127H222ZM239 129V128H238ZM242 129H243V127H242ZM117 130V131H116ZM177 130V129H176ZM224 130H226V129H224ZM223 130V131H224ZM247 130V129H246ZM253 130V129H252ZM119 132V131H122V133L124 132V134H119V133H117V134H119V135H112L114 132ZM193 131H194V129H193ZM197 131H198V129H197ZM244 131V130H243ZM186 133H187V131H185ZM184 132V133H185ZM242 132V131H241ZM255 132V131H254ZM121 133V132H120ZM182 133V132H181ZM198 133H199V131H198ZM198 133H196V134H198ZM206 133H205V135H206ZM231 133V132H230ZM256 133V132H255ZM87 134V135H88ZM166 134V133H165ZM224 134V135H223ZM233 134V133H232ZM241 134V133H240ZM94 135V134H93ZM179 135V134H178ZM195 135V134H194ZM203 135V134H202ZM236 135V134H235ZM238 135V134H237ZM92 136V135H91ZM183 136V135H182ZM201 136V135H200ZM79 137H80V135H79ZM83 137V136H82ZM81 137V138H82ZM85 137V136H84ZM83 137V138H84ZM103 137H102V139H103ZM180 137V136H179ZM86 138V137H85ZM87 138H88V136H87ZM90 138V137H89ZM93 138V137H92ZM95 138V140H98L99 142H100V138H99V136L97 137V139H96V137H94ZM186 137L184 136V139H185ZM193 138V137H192ZM202 138V137H201ZM204 138V137H203ZM229 138V137H228ZM227 138V139H228ZM91 139V138H90ZM197 139V138H196ZM198 139H199V137H198ZM207 139V138H206ZM94 141V140H93ZM189 141H191V140H189ZM198 141V140H197ZM208 141H211V140H208ZM184 142H186V141H184ZM184 142H183V144H184ZM195 142V141H194ZM205 142V141H204ZM95 143V145H96V142H94ZM93 143V144H94ZM104 143V141L102 142V144ZM106 143V142H105ZM107 143H106V146H108L107 145ZM190 143V142H189ZM188 143V144H189ZM197 143V142H196ZM201 143V142H200ZM211 143V142H210ZM89 144V143H88ZM98 144V143H97ZM101 144V143H100ZM99 144V145H100ZM180 144V145H179ZM207 144H209V143H207ZM214 145V143H211L210 144V147H211V145ZM92 145V144H91ZM192 145V144H191ZM194 145V144H193ZM204 145V144H203ZM215 145H214V147H215ZM88 146V145H87ZM103 146V145H102ZM104 146H105V144H104ZM105 146V147H106ZM209 146V145H208ZM96 147H97V145H96ZM104 148V147H103ZM109 148V147H108ZM195 148V147H194ZM227 148V147H226ZM99 149V148H98ZM203 149V148H202ZM205 149V148H204ZM214 149V148H213ZM230 149H231V147H230ZM95 150H96V148H95ZM109 150V149H108ZM253 150V149H252ZM85 151H87V150H85ZM92 151V150H91ZM214 151V150H213ZM220 151V150H219ZM255 151V150H254ZM106 152V151H105ZM110 152V151H109ZM115 152V153H114ZM215 152V151H214ZM230 152V151H229ZM94 153V152H93ZM107 153H108V151H107ZM106 153V154H107ZM205 153V152H204ZM254 153V152H253ZM253 153H252V155H253ZM91 154V153H90ZM205 154H207V153H205ZM204 154V155H205ZM214 154V153H213ZM212 154V155H213ZM218 154V153H217ZM216 154V155H217ZM250 154V153H249ZM248 154V155H249ZM256 154V153H255ZM110 155V154H109ZM221 155V154H220ZM219 155V156H220ZM251 155V156H252ZM93 156H94V154H93ZM117 156V157H118ZM119 156V157H120ZM223 156V155H222ZM245 156V155H244ZM258 156H260V155H258ZM96 158V157H95ZM116 158V157H115ZM114 158V159H115ZM122 158V157H121ZM120 158V159H121ZM202 158H204V157H202ZM245 158H247L246 156H245ZM244 158V159H245ZM93 159V158H92ZM111 159V158H110ZM123 159V158H122ZM126 159V160H127ZM220 159H223V157L222 158H220ZM241 159V158H240ZM257 159V158H256ZM125 160V159H124ZM123 160V161H124ZM126 160L124 161V163H126V165H124V166H129V165H131L132 163H134V162H132L131 164H129V165H127V162H126ZM205 160V159H204ZM249 160V159H248ZM251 160V159H250ZM253 160V159H252ZM251 160V161H252ZM91 161V160H90ZM108 161V160H107ZM115 161L118 163V162H120L119 160H118V158L117 159H115ZM138 161H140V162H138ZM206 161V160H205ZM221 161V160H220ZM238 161V160H237ZM242 161V160H241ZM255 161H257V160H255ZM92 162H93V160H92ZM91 162V163H92ZM112 162V161H111ZM128 162V163H129ZM138 162V163H137ZM207 162V161H206ZM248 161H246V163H247ZM35 163V162H34ZM33 163V164H34ZM115 163V162H114ZM121 163V162H120ZM123 163V162H122ZM154 163V162H153ZM159 163H161V164H159ZM167 163V162H166ZM229 163H230V161H229ZM251 163V162H250ZM33 164H31L32 166H34ZM83 164V163H82ZM81 164V165H82ZM152 164V163H151ZM169 164V163H168ZM168 164H167V166H168ZM225 164V163H224ZM242 164V163H241ZM88 165V164H87ZM98 165V164H97ZM119 165V164H118ZM117 165V166H118ZM122 165V164H121ZM134 164H132L131 165V167L133 166ZM145 165V166H144ZM162 165V166H163ZM173 165V164H172ZM246 165V164H245ZM248 165V164H247ZM246 165V166H247ZM40 166V164H35V167H39ZM123 166V165H122ZM138 166V165H137ZM136 166V167H137ZM241 166V165H240ZM248 166H250V165H248ZM107 167V166H106ZM115 167V166H114ZM119 167V169H121V171H123V167H121L120 168V166H118ZM135 167V166H134ZM150 167V166H149ZM151 167H152V165H151ZM152 167V168H153ZM164 167H166V165L164 166ZM128 168V167H127ZM126 168V169H127ZM138 168V167H137ZM225 168V167H224ZM247 168V167H246ZM112 169V168H111ZM129 169H132V168H129ZM129 169H128V171H129ZM133 169H135V168H133ZM132 169V170H133ZM140 169V168H139ZM139 169H138V171H139ZM140 169V170H141ZM165 169H168L169 170V168H164L163 169V171L165 170ZM241 169V168H240ZM114 170H116V169H114ZM125 170V169H124ZM150 170V171H149ZM167 170V171H168ZM170 170H172V169H170ZM170 170L168 171V172H170ZM127 171V170H126ZM131 171V170H130ZM246 171V170H245ZM64 172V171H63ZM110 172V171H109ZM135 172V171H134ZM136 172H137V170H136ZM158 173L160 172V170H158L157 171ZM117 173V172H116ZM121 173H125V172H121ZM132 173V172H131ZM131 173H129V175L131 174ZM140 173V172H139ZM156 173V172H155ZM161 173V172H160ZM243 173V172H242ZM246 173H248V172H246ZM137 174V173H136ZM164 174H165V172H164ZM175 174V173H174ZM173 174V175H174ZM175 174V175H176ZM245 173H243V175H244ZM251 174V175H250ZM69 174H68V172H64L62 175H60V177H58L57 178V180H55V178H50V176H49V178L48 179H46L45 181H43L42 182V184L43 183H45V184H50V185H53L54 186V188H55V191H56V196H57V198H60V196L62 195V186L64 185L63 183H64V180L66 179V177L68 176ZM83 175V174H82ZM126 175H128V174H126ZM129 175L128 176H126V177H129ZM133 175V174H132ZM148 175V176H147ZM160 176H161V174H159ZM166 175V174H165ZM169 175V174H168ZM174 175V176H175ZM123 176V175H122ZM173 176V177H174ZM131 177V176H130ZM129 177V178H130ZM133 177V176H132ZM169 177H171V175L169 176ZM168 176L166 177V178H169ZM173 177H172V179H173ZM139 178V176L137 177V179ZM153 178V177H152ZM131 179V178H130ZM134 181V180H133ZM135 181H137V180H135ZM175 181V180H174ZM98 182H100V181H98ZM97 182V184L100 186V184H102V183H98ZM126 182H127V184H126ZM170 182V181H169ZM176 182V183H177ZM134 183V182H133ZM132 183V184H133ZM136 183V182H135ZM175 183V182H174ZM63 184V185H62ZM97 184H94V185H97ZM102 184V185H103ZM37 186V185H36ZM36 186H34V185H28V184H23L22 186H21V189L25 192V193H27V194H25L24 196H25V198L22 200V202L18 205V206H16V207H14V208H12V216H16L17 214L19 215V213L20 214H22V213H26V212H30V210L31 209H33L32 207H33V205H34V203L35 202H37V201H40L39 200V194H38V189H36L37 187ZM43 186H44V184H43ZM39 187H41V186H39ZM202 187H201V189H202ZM121 188V187H120ZM200 189V190H201ZM117 190V191H118ZM203 190V189H202ZM201 190V191H202ZM206 190H208V188H206ZM200 191V192H201ZM205 191V190H204ZM209 191V190H208ZM23 192V193H24ZM108 193V194H109ZM202 193V192H201ZM200 193V194H201ZM204 193V192H203ZM202 193V194H203ZM206 193V192H205ZM209 193V192H208ZM234 193V192H233ZM32 194V195H31ZM54 194V193H53ZM198 194V193H197ZM202 194H201V197L204 199V197L202 196ZM210 194V193H209ZM234 194H236V192L234 193ZM238 195V197H239V195H240V192H238L237 193ZM184 195H185V197H184ZM188 195V196H187ZM206 195H208V194H206ZM205 195V196H206ZM200 196V195H199ZM198 196V197H199ZM102 197V196H101ZM106 197H107V201L105 200L106 199ZM194 197V196H193ZM243 197V196H242ZM191 198H192V200H191ZM206 198H208V197H206ZM197 200V199H196ZM200 200H202V199H200ZM200 200H198V201H200ZM204 200H206V199H204ZM211 200V199H210ZM210 200H206L207 202L208 201H210ZM214 200V201H213ZM194 201V203L192 202L191 204H193L194 206H195V204H199V203H195V202H197V201H195V199L193 200ZM205 201V202H206ZM43 202V201H42ZM206 202V203H207ZM211 202H209L208 204H210ZM216 202V201H215ZM214 202V203H215ZM203 203V202H202ZM202 203H200V204H202ZM46 204V203H45ZM204 204V203H203ZM208 204H206V205H208ZM221 204V203H220ZM37 205V204H36ZM96 205H98V204H96ZM95 205V206H96ZM205 205V206H206ZM212 205H214V204H212ZM215 205H216V203H215ZM234 205H236L238 208H236V209H238V212H239V214L238 215H236V211L234 210ZM42 206V205H41ZM44 206V205H43ZM83 206V205H82ZM91 206V205H90ZM89 206V207H90ZM197 206V205H196ZM202 206H204V205H202ZM209 206V205H208ZM35 207V206H34ZM45 207V206H44ZM93 206H91V208H92ZM97 207V206H96ZM190 207H191V205H190ZM198 207V206H197ZM207 207V206H206ZM206 207H204V209L206 208ZM210 207V206H209ZM209 207H207V208H209ZM246 207H247V209H246ZM39 208V207H38ZM85 208V207H84ZM95 208V207H94ZM206 208V209H207ZM212 208H215V209H213L214 210V212H217L216 211V206H214V207H212ZM212 208L210 209V211L212 210ZM43 209V208H42ZM52 209V208H51ZM87 209V208H86ZM205 209V210H206ZM45 210V209H44ZM89 210H92V209H90L89 208ZM116 210H117V212H116ZM194 210V209H193ZM192 210V211H193ZM208 210V209H207ZM222 210V211H223ZM52 211V210H51ZM98 211V210H97ZM126 211H122V213L123 212H126ZM209 211V210H208ZM86 212V211H85ZM94 212V211H93ZM96 212V211H95ZM94 212V213H95ZM132 212H128L129 214L130 213H132ZM194 212V211H193ZM193 212H191V213H193ZM207 212V211H206ZM213 211H211V213H212ZM227 212V213H226ZM83 213V212H82ZM97 213V215H99L98 213L99 212H96ZM110 213H111V215H110ZM113 213V214H112ZM134 213V214H135ZM151 213V214H152ZM210 212H209V214H211ZM77 214H78V212H77ZM102 214V215H103ZM129 214H127V215H129ZM133 214V213H132ZM206 214V213H205ZM208 214V215H209ZM221 214H224L223 212H221ZM26 215V214H25ZM28 215V214H27ZM26 215V216H27ZM85 216H86V214H84ZM88 215H90V214H88ZM101 215V214H100ZM207 215V216H208ZM212 215L213 214H211V216L210 217H212ZM216 215V214H215ZM237 216V217H235V216ZM20 216V215H19ZM22 216H24V214L22 215ZM95 216V215H94ZM134 216V215H133ZM137 216V215H136ZM135 216V217H136ZM214 216V215H213ZM92 217V216H91ZM124 217H125V215H124ZM128 217V216H127ZM149 217H151V216H149ZM153 217V216H152ZM194 217H195V215H194ZM193 217V218H194ZM198 217V216H197ZM197 217H195V218H197ZM86 218V217H85ZM87 218H90L89 216L87 217ZM101 218V217H100ZM101 218V219H102ZM173 218L175 219V221H173ZM193 218H191V219H193ZM214 218H216V216H214ZM218 218H221V217H218ZM234 218H238V219H234ZM121 219V218H120ZM139 219V220H140ZM153 219V218H152ZM199 219V218H198ZM197 219V220H198ZM208 219V218H207ZM88 220H90V219H88ZM209 220V222H210V219H208ZM211 220H212V218H211ZM214 220H217V224L219 223L218 222V219L216 218V219H214ZM219 220H221V219H219ZM136 221V220H135ZM152 221H154V220H152ZM193 220H191V223H193L192 222ZM85 222H87L86 220H85ZM99 222V221H98ZM111 222V221H110ZM113 222V221H112ZM111 222V223H112ZM130 222V221H129ZM183 222H186L187 223V225H186V227H188V225H193V227H195V224L196 225H198V224H200V223H195V224H190V222L188 221V220H183ZM198 222V221H197ZM232 222V223H231ZM142 223H139V225L140 224H142ZM146 223V224H147ZM154 223V222H153ZM185 223V224H186ZM189 223V224H188ZM211 224H212V222H210ZM213 223H215L214 221H213ZM215 223V224H216ZM84 224V223H83ZM103 224V223H102ZM105 224H108V223H106L105 222ZM131 224H133V222L131 223ZM130 224V225H131ZM138 224V223H137ZM145 224V225H146ZM151 224V226H152V223H150ZM149 224V225H150ZM219 224H221V223H219ZM221 224V226L223 227V225ZM235 224V225H234ZM88 225V224H87ZM91 225V224H90ZM111 225V224H110ZM122 225V224H121ZM125 225H126V223H125ZM145 225H142V226H145ZM155 225V226H156ZM89 226V225H88ZM91 226H94V225H91ZM107 226V225H106ZM119 226V225H118ZM129 226V225H128ZM138 226V225H137ZM148 226V224L146 225V227ZM154 226V225H153ZM156 226V227H157ZM183 226V225H182ZM211 226H218V225H211ZM85 227V226H84ZM97 227V226H96ZM131 227V226H130ZM133 227V226H132ZM155 227V228H156ZM185 227V226H184ZM192 227V226H191ZM191 227H190V229H191ZM202 227V226H201ZM219 227V226H218ZM224 227H226V226H224ZM232 227V226H231ZM92 228V227H91ZM94 228V227H93ZM104 228H105V226H104ZM115 228V227H114ZM113 228V229H114ZM119 228V227H118ZM128 228V227H127ZM144 228V227H143ZM151 227H149L148 226V228L147 229H150ZM158 228V229H159ZM189 228V227H188ZM187 228V229H188ZM227 228H230V227H228L227 226ZM227 228H224V229H227ZM83 229V228H82ZM107 229V228H106ZM112 229V228H111ZM112 229V230H113ZM146 229V230H147ZM152 229V228H151ZM150 229V230H151ZM171 229H169V231H171ZM214 229H216L217 231H215ZM238 229V230H237ZM98 230V229H97ZM108 230V229H107ZM157 230V229H156ZM172 230V231H173ZM180 230H181V228H180ZM186 230V229H185ZM230 230H231V228H230ZM86 231V230H85ZM84 231V232H85ZM114 231V230H113ZM124 231V230H123ZM133 231H134V229H133ZM149 231V230H148ZM155 231V230H154ZM153 231V232H154ZM167 231H168V229H167ZM192 231H193V235L194 234H196V238L195 239H199V240H201V243H204V241H206L207 239L208 240H211V238L209 237V235L207 236L205 233V231H203V230H201L200 229V227L198 226V227H195L194 229L192 228ZM109 232V231H108ZM135 232V231H134ZM137 232V231H136ZM158 232V231H157ZM181 232V231H180ZM183 232V231H182ZM186 232V231H185ZM188 232V231H187ZM205 232V233H204ZM82 233V232H81ZM87 233V232H86ZM100 233V232H99ZM114 233V232H113ZM130 233V232H129ZM174 233H176V232H174ZM190 233H191V231H190ZM117 234V233H116ZM131 234V233H130ZM129 234V235H130ZM137 234V233H136ZM136 234H134V235H136ZM151 234V233H150ZM155 234V233H154ZM163 234V233H162ZM166 234H169V233H165L164 235H165V237L167 236ZM99 235H101V234H99ZM111 235V234H110ZM128 235V236H129ZM147 235H148V233H147ZM157 235V234H156ZM170 235V234H169ZM169 235L167 236L168 238H169ZM171 235H173L172 234V232H171ZM177 235V234H176ZM191 235V234H190ZM35 236H36V239H37V241H38V243H39V246L44 250V251H46V252H51V251H54L55 249H58L57 247H60V250L61 251H63V253H64V256H68V252H69V257L70 258H68V259H66V263L67 264H86V263H84V257H83V255H82V251L81 250H77V251H74V249H73V247L71 246V250H66V249H63V243H62V236H61V233L60 232H54V231H52L51 229H48V228H45V227H38L36 230H35ZM123 236V235H122ZM122 236H120V237H122ZM133 236V235H132ZM160 236V235H159ZM212 236V235H211ZM108 237H109V235H108ZM131 237V236H130ZM164 237V239H166ZM170 237H172V236H170ZM174 237V236H173ZM192 237V236H191ZM198 237V238H197ZM86 238V237H85ZM91 238V237H90ZM110 238V237H109ZM112 238H114L113 236H112ZM124 238V237H123ZM167 238V239H168ZM177 238V237H176ZM205 238H207V239H205ZM218 239L220 238V237H217ZM117 239V238H116ZM133 239V238H132ZM160 239V238H159ZM163 239V238H162ZM193 239H194V236H193ZM194 239V240H195ZM205 239V240H204ZM216 239V238H215ZM214 239V240H215ZM218 239H216V240H218ZM111 240V239H110ZM129 240V239H128ZM127 240V241H128ZM134 240V239H133ZM220 240V239H219ZM84 241V240H83ZM87 241H89V240H87ZM93 241V240H92ZM107 241V240H106ZM114 241H115V239H114ZM127 241H126V243H127ZM150 241H151V239H150ZM153 241V240H152ZM170 241V240H169ZM168 241V242H169ZM175 241V240H174ZM198 241V240H197ZM227 241V240H226ZM121 242V241H120ZM123 242V241H122ZM125 242V241H124ZM131 242V241H130ZM134 242V241H133ZM171 242V241H170ZM177 242V241H176ZM190 242V241H189ZM199 242V241H198ZM212 242H214V241H212ZM229 242V241H228ZM103 243H104V241H103ZM106 243H109L110 244V242H106ZM129 243V242H128ZM135 243V242H134ZM144 243V242H143ZM162 243H163V240H162ZM165 243H167L166 241H165ZM185 243V242H184ZM193 243V242H192ZM191 243V244H192ZM207 243V242H206ZM211 243V242H210ZM222 243V242H221ZM232 243V242H231ZM245 243V244H244ZM87 244V243H86ZM111 244L113 245V242H111ZM111 244H110V246H111ZM157 244V243H156ZM176 244V243H175ZM178 244V243H177ZM194 244V243H193ZM198 244H200V243H198ZM208 244V243H207ZM235 244H237V243H235ZM91 245V244H90ZM94 245V244H93ZM105 245V244H104ZM117 245V244H116ZM121 245V244H120ZM130 245V244H129ZM134 245V244H133ZM196 245V244H195ZM225 245V244H224ZM83 246L84 245H82V250L84 249L83 248ZM109 246V245H108ZM109 246V247H110ZM132 246V245H131ZM136 246V245H135ZM177 246V245H176ZM199 246V245H198ZM87 247V246H86ZM85 247V248H86ZM111 247H114V246H111ZM129 247V246H128ZM132 247H134V246H132ZM164 246H162V248H163ZM165 247H166V245H165ZM200 247V246H199ZM217 247H219V246H217ZM228 247V248H227ZM88 248V247H87ZM98 248V247H97ZM104 248V247H103ZM135 248V247H134ZM146 248V247H145ZM214 247H212V249H213ZM224 248V247H223ZM222 248V249H223ZM90 249V248H89ZM105 249H107V248H105ZM114 249V248H113ZM118 249V248H117ZM122 249V248H121ZM125 249V248H124ZM141 249V248H140ZM188 249V248H187ZM207 249H208V247H207ZM212 249H211V251H212ZM216 249V248H215ZM225 249V248H224ZM226 249H225V251H223V252H226ZM97 250V249H96ZM100 250V249H99ZM103 250V249H102ZM127 250V249H126ZM134 250V249H133ZM142 250V249H141ZM146 250H148V249H146ZM154 250V249H153ZM189 250V249H188ZM201 250V249H200ZM93 251H94V249H93ZM109 251V250H108ZM107 251V252H108ZM114 251V250H113ZM122 251V250H121ZM120 251V252H121ZM143 251V250H142ZM177 251V250H176ZM190 251V250H189ZM193 251V250H192ZM196 251V250H195ZM219 251V250H218ZM106 252V251H105ZM111 252H112V249H111ZM117 252V251H116ZM119 252V251H118ZM157 252V251H156ZM186 252H187V250H186ZM201 252H202V250H201ZM216 252V251H215ZM222 252V251H221ZM222 252V253H223ZM123 253V252H122ZM133 253H134V251H133ZM132 253V254H133ZM136 253V252H135ZM151 253V252H150ZM158 253V252H157ZM160 253V252H159ZM164 253V252H163ZM179 253H181V252H179ZM202 253H204V252H202ZM208 253V252H207ZM220 253V252H219ZM129 254V253H128ZM137 254V253H136ZM135 254V255H136ZM146 254V253H145ZM165 254V253H164ZM176 254V253H175ZM198 254V253H197ZM212 254V253H211ZM94 255V254H93ZM109 255V254H108ZM119 255H120V253H119ZM123 255H125L124 253H123ZM130 255V254H129ZM134 255V254H133ZM138 255V254H137ZM139 255H141V254H139ZM144 255V254H143ZM142 255V256H143ZM147 255V254H146ZM149 255H151V254H149ZM160 255V254H159ZM195 255V254H194ZM210 255V254H209ZM208 255V256H209ZM217 255V254H216ZM219 255V254H218ZM232 255V256H231ZM234 255H237L236 257H237V259L235 260V257H234ZM89 256V255H88ZM87 256V257H88ZM99 256V255H98ZM115 256V255H114ZM121 256V255H120ZM141 256V257H142ZM157 256V255H156ZM166 256V255H165ZM168 256V255H167ZM223 256V255H222ZM97 257V256H96ZM131 257V256H130ZM134 257V256H133ZM175 257V256H174ZM173 257V258H174ZM196 257V256H195ZM201 257H203V256H201ZM210 257V256H209ZM221 257V256H220ZM93 258V257H92ZM104 258V257H103ZM102 258V259H103ZM108 258V257H107ZM116 258V257H115ZM120 258V257H119ZM135 258V257H134ZM134 258H132V259H134ZM138 258V257H137ZM143 258V257H142ZM151 258V257H150ZM150 258H148V259H150ZM165 258V257H164ZM169 258V257H168ZM181 258V257H180ZM94 259H96V258H94ZM105 259V258H104ZM141 259V258H140ZM172 259V258H171ZM178 259V258H177ZM213 259H216V258H213ZM218 259V261L220 260L219 258H217ZM87 260V259H86ZM138 260V259H137ZM154 260V259H153ZM176 260V259H175ZM180 260V259H179ZM192 261H193V259H191ZM221 260H223L222 258H221ZM220 260V261H221ZM88 261V260H87ZM103 261V260H102ZM140 261V260H139ZM159 261V260H158ZM170 261V260H169ZM196 261V263H197V260H195ZM199 261V260H198ZM201 261V260H200ZM215 261V260H214ZM104 262H105V260H104ZM111 262V261H110ZM124 262V261H123ZM126 262V261H125ZM135 262V261H134ZM150 262H152V261H150ZM157 262V261H156ZM179 262V261H178ZM205 262H207V259H206V261ZM210 262V261H209ZM222 262V261H221ZM247 262V263H246ZM90 263H92V262H90ZM95 263V262H94ZM122 263V262H121ZM139 263V262H138ZM142 263V262H141ZM148 263V262H147ZM153 263V262H152ZM183 263V262H182ZM188 263V262H187ZM213 263V262H212ZM215 263V262H214ZM213 263V264H214ZM218 263H220V262H218ZM95 264H97V262L95 263ZM118 264V263H117ZM143 264V263H142ZM149 264V263H148ZM154 264V263H153ZM173 264V263H172ZM178 264V263H177ZM198 264V263H197ZM201 264H203V263H201ZM221 264H223V263H221Z\"/></svg>", "mask_w": 264, "mask_h": 264}, {"label": "water", "instance_id": "3", "mask_svg": "<svg viewBox=\"0 0 264 264\" xmlns=\"http://www.w3.org/2000/svg\"><path fill=\"white\" fill-rule=\"evenodd\" d=\"M181 91H182V90H181ZM183 93H184V92H183ZM186 96L189 97V98H191V100H193V102L195 103L194 99H193L190 95L185 94V97H186ZM187 97H186V98H187ZM195 104H196V103H195ZM196 105H197V104H196ZM197 106H198V105H197ZM198 108L201 110V108H200L199 106H198ZM201 111H202V110H201Z\"/></svg>", "mask_w": 264, "mask_h": 264}]
</instances>
